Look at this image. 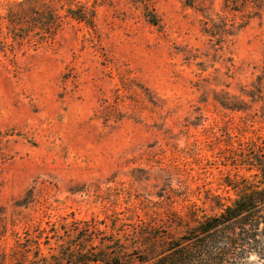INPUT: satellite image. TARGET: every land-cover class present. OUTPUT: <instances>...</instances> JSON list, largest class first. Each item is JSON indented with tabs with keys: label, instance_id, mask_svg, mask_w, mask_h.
Instances as JSON below:
<instances>
[{
	"label": "rangeland",
	"instance_id": "374dc122",
	"mask_svg": "<svg viewBox=\"0 0 264 264\" xmlns=\"http://www.w3.org/2000/svg\"><path fill=\"white\" fill-rule=\"evenodd\" d=\"M246 92L264 98V0H0V262L13 231L138 222L159 195L216 212L223 180H257L233 159L264 151Z\"/></svg>",
	"mask_w": 264,
	"mask_h": 264
},
{
	"label": "trees",
	"instance_id": "16d2710c",
	"mask_svg": "<svg viewBox=\"0 0 264 264\" xmlns=\"http://www.w3.org/2000/svg\"><path fill=\"white\" fill-rule=\"evenodd\" d=\"M233 159L237 167L254 169L257 180H223L236 197L227 204L220 195L206 197L214 213H203L195 202L182 210L164 208L159 195L160 201H146L138 222H71L28 234L24 242L13 231L21 249L10 264H264V151Z\"/></svg>",
	"mask_w": 264,
	"mask_h": 264
}]
</instances>
